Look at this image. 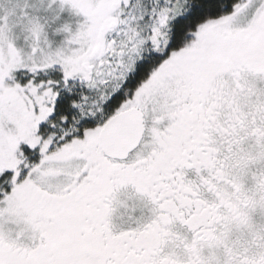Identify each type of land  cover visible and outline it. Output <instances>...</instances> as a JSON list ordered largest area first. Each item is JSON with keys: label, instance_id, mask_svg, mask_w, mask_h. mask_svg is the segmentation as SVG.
<instances>
[{"label": "snow or ice", "instance_id": "snow-or-ice-1", "mask_svg": "<svg viewBox=\"0 0 264 264\" xmlns=\"http://www.w3.org/2000/svg\"><path fill=\"white\" fill-rule=\"evenodd\" d=\"M0 264H264V0H0Z\"/></svg>", "mask_w": 264, "mask_h": 264}]
</instances>
